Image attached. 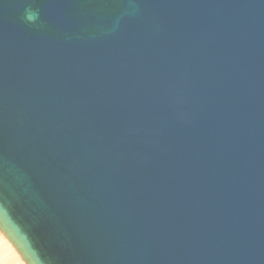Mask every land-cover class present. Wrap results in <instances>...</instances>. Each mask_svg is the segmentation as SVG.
I'll use <instances>...</instances> for the list:
<instances>
[{
    "label": "water",
    "instance_id": "1",
    "mask_svg": "<svg viewBox=\"0 0 264 264\" xmlns=\"http://www.w3.org/2000/svg\"><path fill=\"white\" fill-rule=\"evenodd\" d=\"M0 211L37 264H264V0H0Z\"/></svg>",
    "mask_w": 264,
    "mask_h": 264
},
{
    "label": "bare ground",
    "instance_id": "2",
    "mask_svg": "<svg viewBox=\"0 0 264 264\" xmlns=\"http://www.w3.org/2000/svg\"><path fill=\"white\" fill-rule=\"evenodd\" d=\"M26 260L37 264L24 241L8 223L7 216L0 211V264H25Z\"/></svg>",
    "mask_w": 264,
    "mask_h": 264
},
{
    "label": "clouds",
    "instance_id": "3",
    "mask_svg": "<svg viewBox=\"0 0 264 264\" xmlns=\"http://www.w3.org/2000/svg\"><path fill=\"white\" fill-rule=\"evenodd\" d=\"M32 18H33L32 15L29 14L28 19H32ZM25 264H32V260H26Z\"/></svg>",
    "mask_w": 264,
    "mask_h": 264
}]
</instances>
